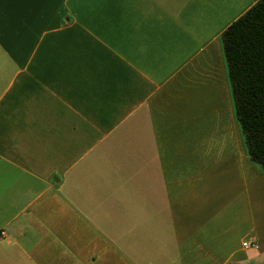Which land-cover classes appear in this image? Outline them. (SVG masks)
Instances as JSON below:
<instances>
[{
  "label": "crops",
  "instance_id": "0c3cea01",
  "mask_svg": "<svg viewBox=\"0 0 264 264\" xmlns=\"http://www.w3.org/2000/svg\"><path fill=\"white\" fill-rule=\"evenodd\" d=\"M258 1L0 0V264H264L222 43Z\"/></svg>",
  "mask_w": 264,
  "mask_h": 264
},
{
  "label": "trees",
  "instance_id": "16d2710c",
  "mask_svg": "<svg viewBox=\"0 0 264 264\" xmlns=\"http://www.w3.org/2000/svg\"><path fill=\"white\" fill-rule=\"evenodd\" d=\"M222 43L249 157L264 172V0L225 30Z\"/></svg>",
  "mask_w": 264,
  "mask_h": 264
},
{
  "label": "built area",
  "instance_id": "2783aa9c",
  "mask_svg": "<svg viewBox=\"0 0 264 264\" xmlns=\"http://www.w3.org/2000/svg\"><path fill=\"white\" fill-rule=\"evenodd\" d=\"M5 234L2 233V236H4ZM242 247L244 249H253V248H257V245L255 242H250V241H246L242 244Z\"/></svg>",
  "mask_w": 264,
  "mask_h": 264
}]
</instances>
